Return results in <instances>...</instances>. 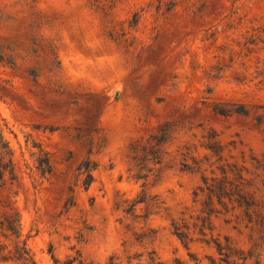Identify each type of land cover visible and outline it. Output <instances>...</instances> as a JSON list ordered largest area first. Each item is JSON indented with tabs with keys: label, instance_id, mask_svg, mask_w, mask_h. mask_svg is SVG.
<instances>
[{
	"label": "rangeland",
	"instance_id": "rangeland-1",
	"mask_svg": "<svg viewBox=\"0 0 264 264\" xmlns=\"http://www.w3.org/2000/svg\"><path fill=\"white\" fill-rule=\"evenodd\" d=\"M0 119L17 174L0 219L17 213L37 264L219 262L202 217L247 251L248 217L195 191L264 203V0H0ZM135 142L161 162L136 166Z\"/></svg>",
	"mask_w": 264,
	"mask_h": 264
},
{
	"label": "trees",
	"instance_id": "trees-1",
	"mask_svg": "<svg viewBox=\"0 0 264 264\" xmlns=\"http://www.w3.org/2000/svg\"><path fill=\"white\" fill-rule=\"evenodd\" d=\"M237 112L246 113L244 109ZM6 132L7 126L0 119V181H4L6 175H8L11 180H15L17 178L13 159V149ZM162 139L163 137H160L156 140V142L159 143ZM138 147V142L131 145V150L133 152L132 159L133 161L135 160L136 166H139L142 169L143 167L141 164L147 160L152 161L155 164L161 162V156L157 153L158 151L154 150L151 152L149 150L146 151L143 147ZM146 147L148 146L145 145V148ZM151 147L152 145L150 148ZM209 148H211L217 155L219 154L217 149H214L213 147ZM149 154L152 156L148 157ZM141 159L143 162L139 161ZM229 166L234 168L231 172L235 175V177H237V179H240L242 182L245 181L241 171L235 164H229ZM82 167L85 172L83 184L87 187L93 179L91 170L94 166L93 163L86 160L82 164ZM38 168L42 172H50L51 165L49 159H38ZM221 172L223 176L227 175V171L224 167L221 168ZM141 177L146 178L147 174H144ZM202 182L204 186H201L200 189L196 190L195 194H197L198 191L204 193L206 197L205 204L208 206L213 198L217 199V202L221 205L225 204V198L228 199L233 211L240 209L242 212L241 215L248 217L246 220L247 223L245 224L248 225L246 226L250 231V248L245 251L237 248L233 241L227 236H224L223 240L212 235L210 238H207L206 229L211 228L206 225V223L209 222L206 221L207 218L202 217V222L199 225L194 224V228L198 227V231L202 236L199 240L206 245L211 246L220 256L219 262L210 258V264H248L249 259H253L254 264H259V259L253 254V252L256 247H259V245L264 243V214L262 212V206L264 203L260 206L259 203L252 198V193L248 189H220L224 185L219 183L217 184L216 179L207 178L206 176H202ZM140 201L142 200L140 199L139 202ZM210 212L211 209L208 208L206 213ZM237 222H241L239 216H237ZM172 228L173 233L185 244L192 241L188 225L179 224L178 222L173 221ZM29 236L30 235L22 234L20 219L17 213H8L7 211H3L0 219V264H37L28 244ZM195 260V264H201L198 259Z\"/></svg>",
	"mask_w": 264,
	"mask_h": 264
}]
</instances>
